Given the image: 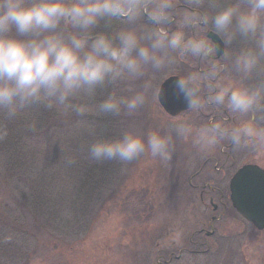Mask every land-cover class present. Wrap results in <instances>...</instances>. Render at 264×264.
<instances>
[{
	"label": "clouds",
	"instance_id": "9594fccd",
	"mask_svg": "<svg viewBox=\"0 0 264 264\" xmlns=\"http://www.w3.org/2000/svg\"><path fill=\"white\" fill-rule=\"evenodd\" d=\"M169 91L183 104L178 114L113 136L92 128L89 160L149 154L167 163L176 140L202 154L225 144L264 152V0H183V10L179 0H0L5 121L37 106L80 119L132 117Z\"/></svg>",
	"mask_w": 264,
	"mask_h": 264
},
{
	"label": "rangeland",
	"instance_id": "374dc122",
	"mask_svg": "<svg viewBox=\"0 0 264 264\" xmlns=\"http://www.w3.org/2000/svg\"><path fill=\"white\" fill-rule=\"evenodd\" d=\"M168 118L152 102L132 117L80 119L42 106L12 122L0 117L7 132L0 139V264H264V231L230 202L211 232L208 219L215 212L188 182L202 162L190 143L176 140L167 163L149 154L126 164L89 160L92 128L113 136L127 126L147 130ZM32 121L35 130L28 127ZM216 153L220 147L208 154ZM231 155L232 172L245 163L264 168V152L233 148ZM214 202L220 206L218 197ZM191 239L207 243L208 250L183 251L198 249ZM171 252L177 257L170 260Z\"/></svg>",
	"mask_w": 264,
	"mask_h": 264
},
{
	"label": "flooded vegetation",
	"instance_id": "af4514ba",
	"mask_svg": "<svg viewBox=\"0 0 264 264\" xmlns=\"http://www.w3.org/2000/svg\"><path fill=\"white\" fill-rule=\"evenodd\" d=\"M179 6L180 10H183V0H179ZM171 28L174 30L175 26H171ZM199 67V65H197ZM212 115H214L212 113ZM221 115L225 119H230L227 114H217V118H221ZM233 149L232 146L225 144L224 146L220 147V156L216 154L209 155V154H202V162L200 163V167L197 171H195L189 178L188 182L189 185L193 190H196L199 194V198L201 201L205 202V199L210 202L211 208L215 214H212L209 219L208 223L209 226L213 229V222L216 220H220L224 214L227 212V200L229 198V182L230 178L236 171V169L232 172L231 168L233 166L232 163H229L227 165L228 161H231V150ZM220 160L222 162L220 163ZM232 172V173H231ZM203 174H206V178H204V182L202 184H194L193 179L198 176H202ZM228 181V188H225V182ZM218 197L219 198V204L214 202V199ZM206 204V203H205ZM204 231L203 228L199 231ZM214 232V229H213ZM207 233V232H206ZM191 242L196 248L198 249H183V251H189L191 253H200L205 252L208 248L207 243L197 240L193 241L191 239ZM206 245V249L200 250V246ZM164 255L158 256L159 259L164 258ZM174 257H177L174 252H171L169 254V258L173 259ZM170 259V260H171Z\"/></svg>",
	"mask_w": 264,
	"mask_h": 264
},
{
	"label": "water",
	"instance_id": "95a60500",
	"mask_svg": "<svg viewBox=\"0 0 264 264\" xmlns=\"http://www.w3.org/2000/svg\"><path fill=\"white\" fill-rule=\"evenodd\" d=\"M160 87L167 85L161 83ZM160 105L170 116L178 114L183 107L170 91ZM229 187L230 199L237 212L258 230H264V168L252 163L243 165L232 176Z\"/></svg>",
	"mask_w": 264,
	"mask_h": 264
}]
</instances>
